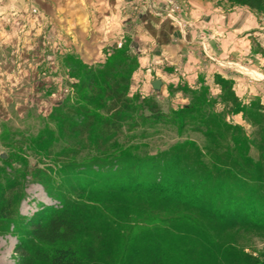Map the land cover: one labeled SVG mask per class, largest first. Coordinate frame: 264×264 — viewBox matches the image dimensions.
<instances>
[{"label":"rangeland","instance_id":"1","mask_svg":"<svg viewBox=\"0 0 264 264\" xmlns=\"http://www.w3.org/2000/svg\"><path fill=\"white\" fill-rule=\"evenodd\" d=\"M88 3L95 8L94 2ZM194 3L227 12L230 23L238 26V31L229 27L223 33L222 48L214 39L218 33L209 31L211 36L204 39L211 55L202 57L222 59L237 75L238 81L227 78L233 96L217 80L225 78L219 74L196 86L179 84L171 90L166 84L163 94L160 88H138L137 76L131 80L138 66L131 42L139 37V14L144 15L148 36L161 28L175 36L182 29L193 36L196 27L189 17ZM68 5L75 7L77 1L0 0V196L10 185L14 194L23 193L15 203L13 221L0 218V264H48L34 257L35 243L27 242L17 223L18 217L45 207L60 208L49 186L31 177L34 170H45L49 184L58 189L68 183L69 164L113 152L141 160L175 148L183 158L179 163L199 167L204 177L194 187L197 198L164 201L157 193L139 197L124 191L95 196L80 191L72 196L77 227L71 241L87 257L80 264H151L144 258L146 245L162 247V264H264V2L254 9L239 0L118 1L117 18L108 19L107 25L116 47L108 44L110 48L92 57L97 49L83 40L95 36L84 32ZM156 20L162 26H156ZM114 50L136 60L125 70L130 72L126 94L133 110L104 147L92 133L74 131L83 117L76 105L103 115L97 97L89 104L84 99L88 90L78 87L87 79V70L103 65ZM135 96L152 97L163 112L183 113L154 120L147 111L137 110ZM197 174L192 180L199 179ZM172 188L168 184V190ZM144 218L153 219L147 222L149 231L144 230ZM154 225L160 229H152ZM18 246L22 251H16ZM37 246L42 252L52 248Z\"/></svg>","mask_w":264,"mask_h":264},{"label":"trees","instance_id":"2","mask_svg":"<svg viewBox=\"0 0 264 264\" xmlns=\"http://www.w3.org/2000/svg\"><path fill=\"white\" fill-rule=\"evenodd\" d=\"M250 8H259L264 0H239ZM136 64V60L125 52H113L106 62L98 66L96 70L89 68L87 70V79L84 78L79 84L78 90L85 88L88 94L84 96L85 101L92 104L96 99L103 115L97 116L89 112L87 106L76 105L77 110L82 113L81 123L76 125L74 131L85 136L91 133L98 137L104 147L121 131V123L127 118L133 110V100L126 94L127 81L130 72L125 71L130 64ZM130 71V70H129ZM218 77V76H217ZM217 80L223 88H227L228 93L233 96L230 90L231 82L229 79L218 77ZM102 82V83H101ZM137 110L147 111V117L158 121H166L167 118L174 119L183 113V109L170 110L163 112L159 104L152 97H144L137 100ZM169 114V116L167 115ZM102 150V148H101ZM178 149L169 150L161 154H153L143 159H135L133 155L116 154L113 152L106 157H99L95 161H84L75 166L65 167L67 169L68 183L61 184L58 189L48 182L49 175L45 170H34L32 176L39 183L49 186L53 195H56L60 201V208L45 207L34 212L29 217H18L19 231L27 236V242H34V257L44 259L48 264H80L82 256L72 245V235L77 227V220L72 210L75 201L72 199L75 193L81 191L86 195H98L103 191H124L128 193H137L139 197L158 194L171 198L175 201L184 200L185 197L197 198L195 192L197 186H200L203 176L199 174L200 168L183 161L178 154ZM103 156V155H100ZM179 163V164H178ZM75 169V170H74ZM195 173L193 176H188ZM199 176V179L193 177ZM186 174V175H185ZM206 178V177H205ZM191 179V184L187 181ZM172 185V191L168 190V184ZM14 185L6 188L0 196V218L4 221H13L14 206L17 199L23 197L20 190H15ZM98 187V190L96 188ZM175 190L177 193H175ZM200 195H203L201 193ZM83 196V195H81ZM79 197V196H75ZM150 199V196H148ZM163 201V203H164ZM151 202V200H150ZM156 200L153 201L155 203ZM191 206V204H188ZM222 209V208H221ZM223 211H226L224 209ZM144 218V230H150L147 222L153 221L152 218ZM159 228L152 226V229ZM160 229V228H159ZM123 231V230H122ZM37 244H46L52 246L48 251L40 250ZM161 246H144V258L151 259V264H162L163 252ZM16 251H22L21 247ZM32 264V262H28Z\"/></svg>","mask_w":264,"mask_h":264},{"label":"crops","instance_id":"3","mask_svg":"<svg viewBox=\"0 0 264 264\" xmlns=\"http://www.w3.org/2000/svg\"><path fill=\"white\" fill-rule=\"evenodd\" d=\"M67 1L73 3L77 1V6L68 5L67 10L70 12L75 9L74 15L78 17V24L81 23L83 25V30L86 34L90 32L95 36L92 40L87 38L83 40L86 45L88 44L93 49H97L94 53L90 54L91 57L97 53L100 54L105 48H110L107 46L108 44L112 45V49L116 47L114 39H110V36L113 35L108 30L109 27L107 25H110L108 19L113 20L117 18V2L127 0ZM90 1L94 2L95 8L89 5L88 2ZM194 7L192 8L191 17H189L192 26L196 27L193 36L186 35L183 29L179 31V36H175L173 31H170V33L162 32V28L157 29L154 34L150 32L148 36L147 33L144 34V15L139 14L141 15L140 18L143 17L137 24L139 37L137 40H132L131 42L136 52L138 64L131 80L134 76H137L138 88L141 87L143 91L151 92L153 90L151 86L152 81L159 79L161 81L160 93L163 94L167 92V86L171 90L177 88L179 84L191 86V83H193L196 86V82L205 81L215 74H219L225 78H232L235 81L239 80L236 77L237 75L235 76L234 73L228 71L222 59L206 61L205 58H202L204 55H211L210 45L205 44L207 37L204 39V36H211L207 35L209 31L211 32L214 28V33H218V36H214V39L221 42L219 45L222 48L223 33L226 34L229 27H236L234 31H238V26H233L230 23V17L227 12H223L212 6L208 7L205 3L196 5L194 3ZM126 17L128 16L126 15ZM239 17H242L241 14ZM121 22L124 24V19ZM160 25L162 26L156 20V26ZM203 29H206V31ZM173 38L177 40H173ZM201 46L202 48H200ZM130 93H133V90H130Z\"/></svg>","mask_w":264,"mask_h":264},{"label":"water","instance_id":"4","mask_svg":"<svg viewBox=\"0 0 264 264\" xmlns=\"http://www.w3.org/2000/svg\"><path fill=\"white\" fill-rule=\"evenodd\" d=\"M160 85H161V81L159 79H155L151 83V86H152L153 90H159Z\"/></svg>","mask_w":264,"mask_h":264}]
</instances>
